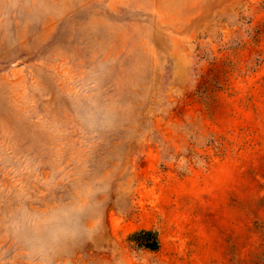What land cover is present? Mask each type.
Wrapping results in <instances>:
<instances>
[{
    "label": "rangeland",
    "instance_id": "obj_1",
    "mask_svg": "<svg viewBox=\"0 0 264 264\" xmlns=\"http://www.w3.org/2000/svg\"><path fill=\"white\" fill-rule=\"evenodd\" d=\"M0 264H264V0H0Z\"/></svg>",
    "mask_w": 264,
    "mask_h": 264
},
{
    "label": "trees",
    "instance_id": "obj_2",
    "mask_svg": "<svg viewBox=\"0 0 264 264\" xmlns=\"http://www.w3.org/2000/svg\"><path fill=\"white\" fill-rule=\"evenodd\" d=\"M130 239L139 247L148 249L150 251H156L159 247L157 236L152 231L142 230L138 233L133 234Z\"/></svg>",
    "mask_w": 264,
    "mask_h": 264
}]
</instances>
